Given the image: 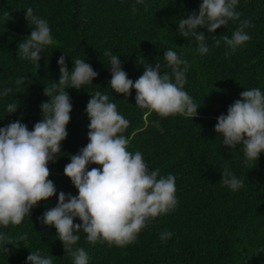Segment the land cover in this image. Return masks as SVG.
Wrapping results in <instances>:
<instances>
[{
	"label": "trees",
	"instance_id": "1",
	"mask_svg": "<svg viewBox=\"0 0 264 264\" xmlns=\"http://www.w3.org/2000/svg\"><path fill=\"white\" fill-rule=\"evenodd\" d=\"M202 0H0V93L13 88L7 96L0 95V127L17 119L32 130L41 119L40 105L47 102L45 86L51 87L60 78L57 63L61 55L69 72L74 60L82 59L99 73L92 84L79 91L69 88L73 110L66 126L67 138L61 142L62 155L49 163V179L57 194L41 201L20 225L0 226V234L12 244L0 240V264H26L30 252L52 256L53 264H73L65 253L54 227L42 225L40 217L58 203L61 191L78 195V190L64 175V167L88 141L89 117L86 106L90 94L101 91L109 102L129 121L123 133L128 151L141 152L150 170L176 177L178 204L174 211L151 221L136 241L124 247L108 246L107 242L90 243L81 231L74 247L88 254V264H264V153L251 165L244 164L242 146L227 149L223 138L214 130L217 117L240 93L251 88L264 92V0H238L236 11L241 20H250L253 27L245 29L250 41L229 56L226 47H213L201 55L193 37L178 34L181 18L192 11L198 13ZM136 5L133 12L132 6ZM46 19L54 43L41 52L38 63L17 56L18 42L30 35L25 19L27 8ZM239 26L229 22L211 35H228ZM197 32L210 35L205 28ZM175 51L190 65L186 73V91L194 103L201 105L198 115L161 117L155 111L136 106V91L131 95L115 93L111 80L110 57H119L128 78L135 82L144 72V65L161 63L167 67L163 54ZM25 77L24 85L15 81ZM16 102V113L8 115L6 106ZM227 165L244 186L231 191L221 184V171ZM99 165H89L91 168ZM74 223H81L77 218ZM173 233L161 241L163 231ZM27 234L25 239L22 236ZM9 249V253L4 248Z\"/></svg>",
	"mask_w": 264,
	"mask_h": 264
},
{
	"label": "clouds",
	"instance_id": "2",
	"mask_svg": "<svg viewBox=\"0 0 264 264\" xmlns=\"http://www.w3.org/2000/svg\"><path fill=\"white\" fill-rule=\"evenodd\" d=\"M143 3V0H137ZM238 0H202L198 13L192 11L187 18H181L178 34L184 38L193 37L198 43L201 55L221 44L230 49L229 56L250 41L245 31L254 25L250 20H241L242 13L236 11ZM133 12L136 5L132 6ZM25 19L31 29L30 35L18 42L17 56L38 63L45 47L54 43L51 29L46 19L33 14L32 8L25 11ZM239 21V26L228 35H211L217 29L227 27L229 22ZM205 28L210 34L197 32ZM111 80L108 86L126 97L131 89L136 91V106L155 111L161 117L183 115L196 117L201 105L194 103L184 91L186 73L190 67L186 59L169 49L163 58L168 72L161 73V63L144 65L143 74L133 82L123 70L121 61L110 51ZM60 78L51 87L45 86L44 95L49 99L40 105L41 119L29 130L27 125L17 119L0 127V226L20 225L24 218L30 217L31 210L41 201H47L57 194L54 182L49 179V163H56L62 155L61 142L68 132L66 126L71 120L73 110L67 89L79 91L92 84L99 73L85 60L75 59L74 68L69 72L65 55L57 61ZM25 77L18 78L17 86L24 85ZM13 88H5L0 95L7 96ZM86 106L89 117L88 143L75 155H70V163L64 167V175L78 190V195L61 191L55 207L46 210L40 221L42 225L54 227L65 253L73 264H88V254L82 247H74L83 231L87 240L107 242L108 246L124 247L136 241L139 233L156 217L174 211L176 197V177L172 174L160 175V170H150L141 152L128 151V138L123 135L129 121L117 111V106L109 102V96L96 91L90 94ZM240 99L227 108V114L217 117L214 130L223 138L227 149L242 146L244 164L251 165L264 153V92L260 88L242 91ZM19 105L8 103V115L16 113ZM89 165H99L91 168ZM221 184L235 192L244 186L227 165L221 171ZM79 219L81 223H74ZM170 231L160 234L161 241L172 237ZM27 234L21 237L25 239ZM0 240L12 244L5 234ZM4 251L9 253L7 247ZM26 264H53L52 256L39 251L30 252Z\"/></svg>",
	"mask_w": 264,
	"mask_h": 264
}]
</instances>
